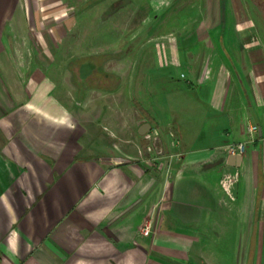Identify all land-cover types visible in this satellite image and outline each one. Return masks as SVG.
Here are the masks:
<instances>
[{"label": "crops", "instance_id": "crops-1", "mask_svg": "<svg viewBox=\"0 0 264 264\" xmlns=\"http://www.w3.org/2000/svg\"><path fill=\"white\" fill-rule=\"evenodd\" d=\"M63 2L0 0V264H264V35L244 1L146 0L132 49L68 70Z\"/></svg>", "mask_w": 264, "mask_h": 264}, {"label": "rangeland", "instance_id": "rangeland-1", "mask_svg": "<svg viewBox=\"0 0 264 264\" xmlns=\"http://www.w3.org/2000/svg\"><path fill=\"white\" fill-rule=\"evenodd\" d=\"M146 0H64L65 10L69 12L71 18L69 28L66 31V36L59 48V55L55 56L58 62L59 69L68 70L71 60L77 55L86 54L87 52H98L90 54L83 60H74V63L81 61L95 62L96 66L102 63L107 57L103 53L104 50H117L120 44L126 41L134 34V29L146 14ZM246 8L252 14L258 28L264 35V0H243ZM140 8L137 10V8ZM145 7V8H144ZM120 8V9H119ZM73 12V13H72ZM127 22L128 28L126 36L123 30V24ZM71 25L73 28L71 29ZM145 34V33H143ZM146 37V34L143 36ZM78 38L79 40L87 41L94 40V45L75 47L71 45V40ZM93 42V41H92ZM124 49L129 50L128 41L123 43ZM26 48V54L30 59V72H36L40 68L38 63L32 59L34 56L33 47ZM69 66V67H68ZM68 67V68H67ZM50 85H53L54 79L48 80ZM70 82V79L64 80L65 85ZM144 152V151H143Z\"/></svg>", "mask_w": 264, "mask_h": 264}, {"label": "built area", "instance_id": "built-area-1", "mask_svg": "<svg viewBox=\"0 0 264 264\" xmlns=\"http://www.w3.org/2000/svg\"><path fill=\"white\" fill-rule=\"evenodd\" d=\"M184 76V75H182ZM258 131V127L256 125H250L248 127V135L250 136V138H254V136L256 135ZM157 130H154V137L157 136ZM153 136H148V139H152L154 138ZM247 149V143L246 142H232V143H228L225 146V150L229 153V154H244L245 151ZM145 152H141V155H144ZM146 163H148L151 166L157 167L159 169H163L165 167H168L172 161V156H164V157H145L144 160ZM153 228V222H152V218L147 220L144 225L140 228V234L142 235H147L148 233H150L152 231Z\"/></svg>", "mask_w": 264, "mask_h": 264}]
</instances>
